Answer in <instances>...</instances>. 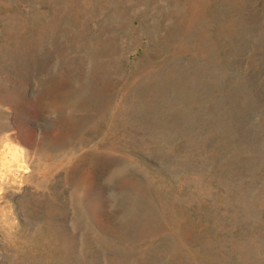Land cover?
<instances>
[{"label": "rangeland", "instance_id": "rangeland-1", "mask_svg": "<svg viewBox=\"0 0 264 264\" xmlns=\"http://www.w3.org/2000/svg\"><path fill=\"white\" fill-rule=\"evenodd\" d=\"M0 264H264V0H0Z\"/></svg>", "mask_w": 264, "mask_h": 264}]
</instances>
